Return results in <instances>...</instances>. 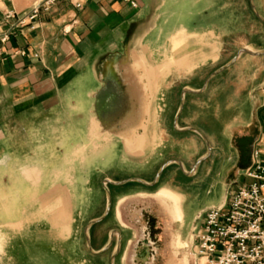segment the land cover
Listing matches in <instances>:
<instances>
[{
  "label": "crops",
  "instance_id": "obj_1",
  "mask_svg": "<svg viewBox=\"0 0 264 264\" xmlns=\"http://www.w3.org/2000/svg\"><path fill=\"white\" fill-rule=\"evenodd\" d=\"M35 1L0 0V32L7 28L1 24L6 11L23 14ZM129 1L135 7L123 0H60L36 19L34 29L25 26L0 43V251L2 238L11 233L15 252L7 264H110L120 233L112 230L107 244L94 248L90 230L97 224L87 231L86 226L105 211L103 181L132 178L148 185H106L108 214L129 217L123 206L138 199L134 196L158 203L157 194L172 192L182 215L170 233L177 238L176 259L199 264L192 222L208 207L224 204L230 191L194 213L184 231L190 186L237 188L248 183L246 170L256 162L264 166V56L240 55L208 83L206 99L197 98L202 93L184 96L177 127L197 129L211 147L210 156L194 168L206 155L205 144L194 133L175 132L172 124L181 90H199L211 72L199 88H180L176 99L171 87L174 76L204 72L216 60L214 42H209V10L216 8L215 1ZM243 56L257 66H243L252 61L242 62ZM230 70L225 81L212 82ZM174 105L175 140L163 127ZM188 135L193 139L188 141ZM168 148L181 153L176 161L189 175L175 164L176 171L189 180L164 186V169L151 185L159 168L173 161L161 162ZM109 169L129 175H105ZM128 184L136 186L123 188ZM72 203L76 210H66L65 204ZM144 208L150 218L164 219L156 204ZM67 220H73L72 233L79 234L75 243L59 241L70 234ZM113 231L118 232L114 249L110 252L111 243L100 253ZM131 249V242L121 250L119 244L112 264H130Z\"/></svg>",
  "mask_w": 264,
  "mask_h": 264
},
{
  "label": "rangeland",
  "instance_id": "obj_2",
  "mask_svg": "<svg viewBox=\"0 0 264 264\" xmlns=\"http://www.w3.org/2000/svg\"><path fill=\"white\" fill-rule=\"evenodd\" d=\"M215 1V9L209 10V42H214L215 52L217 54V58L215 61L209 63V68H207L204 72L200 71L194 75H176L174 78L175 82L172 84V93L173 96H178L179 90L182 87L197 89L201 86L203 79L205 76L212 72L213 70L219 68L224 63H226L235 52L241 48L246 47L252 51H260L264 48V26L258 23L250 9L248 7L246 0H214ZM255 3V7L259 11V13L264 17V0H253ZM242 62L244 60H252L249 57L243 56L241 57ZM243 66H247L248 68H255L254 60L251 63L245 64ZM238 64L234 66L237 68ZM232 70V69H231ZM228 71L219 77H216L212 82L221 83L225 81V76L229 72ZM264 74V68H263ZM172 79V78H171ZM174 81V80H172ZM211 82V83H212ZM213 84V83H212ZM195 98V97H193ZM199 99H206L207 93L206 90L204 93L197 97ZM223 99V98H222ZM225 99V98H224ZM175 104V103H174ZM176 110V106L174 105L171 108L170 118L166 123L163 124L165 132L171 136L174 140L178 138V134L172 130L171 127V119ZM180 127V126H179ZM187 140L193 139L192 135L186 136ZM109 142V141H108ZM113 144V145H112ZM111 146H115V142H112ZM109 146V144L107 145ZM119 146V145H118ZM204 151V150H203ZM181 153L175 149H167L165 156L161 158V162H167L170 160H177L180 157ZM120 165V164H119ZM121 172H125L126 168L120 169ZM114 170V167H113ZM113 170H106L105 175H115L116 172ZM175 173L173 174V172ZM118 174V175H117ZM115 175L116 178H124L128 174L117 173ZM163 176V185L172 187L173 183H187L189 180L188 176H184L176 171L175 164H169L162 173ZM135 184H128L125 187H135ZM142 190L143 188H138ZM235 188L224 186H216L210 188L209 185L201 186V185H191L190 186V194L187 196L189 199L184 203L185 210V225L184 231H186L190 225V220L194 213L197 211H201L206 209L209 206L211 199L217 197L216 202L220 201V195L224 190L227 192L234 190ZM194 196V198H192ZM118 197H121L118 195ZM133 198H138L132 203H126L123 206V209L129 211V217L126 218H115L113 215L108 214V216L99 224L95 225L90 230L91 240L93 242L94 248L104 247L107 244L108 236L112 230H117L120 233V250L122 246L125 248L127 243H132V249L130 251V264H166L169 252V245L171 241L170 233L175 231L176 224L167 225L165 219L163 218H150L149 213L145 212L144 206L147 204H156L158 207L160 205L153 201L152 198L144 197V196H134ZM104 204V197L103 202ZM77 204H65V209L74 211L76 210ZM209 208V207H208ZM148 211V210H147ZM148 215V217H147ZM70 224V234L68 238L59 237V241H65L69 243H75L77 241V236L79 234H73L72 230V221L67 220ZM68 227V226H67ZM5 229V228H3ZM10 233V232H9ZM76 235V236H75ZM5 240L2 238V242L5 241V246L2 251H0V263L7 264L9 257L11 255L14 256V250L10 246L13 244V237L10 233L5 235ZM36 238V237H35ZM34 239V242L39 241L37 238ZM52 237H49L47 241H51ZM32 238L30 242H32ZM78 242L82 243V240H78ZM116 244V236L113 238L110 252L114 249ZM11 249H10V247ZM9 250H8V249ZM194 248V245H193ZM109 250L107 253H109ZM175 256L177 255V250L174 248ZM120 252V251H119ZM179 253V252H178ZM13 264V263H12ZM185 264H194V262H185Z\"/></svg>",
  "mask_w": 264,
  "mask_h": 264
},
{
  "label": "built area",
  "instance_id": "obj_3",
  "mask_svg": "<svg viewBox=\"0 0 264 264\" xmlns=\"http://www.w3.org/2000/svg\"><path fill=\"white\" fill-rule=\"evenodd\" d=\"M60 0H36L23 14L8 10L1 24L0 43H6L23 27L34 29L41 14ZM135 7L133 2L123 0ZM76 8L80 5L75 3ZM248 183L228 193L224 204L203 211L194 229V250L199 264H264V166L256 162L244 174Z\"/></svg>",
  "mask_w": 264,
  "mask_h": 264
},
{
  "label": "water",
  "instance_id": "obj_4",
  "mask_svg": "<svg viewBox=\"0 0 264 264\" xmlns=\"http://www.w3.org/2000/svg\"><path fill=\"white\" fill-rule=\"evenodd\" d=\"M248 2V5H249V9L251 11V13L253 14V16L255 17V19L260 22L262 25H264V18L258 13V11L256 10L255 8V5L253 3V0H247ZM249 55V56H253V57H260V56H264V48L261 49L260 51H256V52H253V51H250L246 48H241L239 49L236 54L226 63L224 64L223 66L219 67L218 69L214 70L213 72H211L207 77L206 79L204 80L203 84H202V87L199 89V90H196V91H193V90H189V89H182L181 90V93H180V102H179V106H178V110L174 116V119H173V129L175 132H179V133H184V132H190V133H194L196 134L197 136H199L202 141L204 142L205 144V147H206V155L200 159H198L195 164H194V168L197 167L201 162H203L205 159H207L210 154H211V147L209 145V142L208 140L205 138V136L200 132L198 131L197 129L195 128H184V129H179L177 127V121H178V118H179V115L182 111V108H183V99H184V96L187 95V94H195V95H198V94H201L204 92L206 86L208 85V83L215 77L217 76L218 74H220L221 72L225 71L226 69L230 68L237 60V58L240 56V55ZM170 163H174L176 164L181 172L184 174V175H189V172H184L182 167H181V164L180 162L176 161V160H173V161H170V162H167L165 164H163L159 170L157 171L156 175H155V178L152 182L151 185L155 184L159 178V176L161 175L162 171L165 169V167L170 164ZM127 182H136V183H139V184H142V185H148L146 183H144L143 181L139 180V179H127L125 181H122V182H117V183H113V182H110L108 180H104L103 181V187H104V191H105V196H106V206H105V211L102 215L101 218L97 219V220H94V221H91L87 224L86 226V231L93 225L95 224H98L100 222H102L108 215L109 213V210H110V207H111V195L109 193V191L107 190L106 188V185H122V184H125ZM117 235L118 232L117 231H113L111 236H110V240H109V244L100 252H105L109 246L111 245L112 243V239H113V236L114 235ZM85 239H86V245H87V248H88V251L90 253H93L91 248H90V244H89V238L87 236V233L85 234ZM119 244H120V241L118 239V242H117V248H116V251L115 253L112 255L111 257V260H110V264L113 263V259L114 257L116 256L117 252H118V249H119Z\"/></svg>",
  "mask_w": 264,
  "mask_h": 264
},
{
  "label": "flooded vegetation",
  "instance_id": "obj_5",
  "mask_svg": "<svg viewBox=\"0 0 264 264\" xmlns=\"http://www.w3.org/2000/svg\"><path fill=\"white\" fill-rule=\"evenodd\" d=\"M155 200L159 203L161 210L163 207H166V210H162V213L164 215V219L167 225H170L172 223H175L177 221H181V209L179 204V198L174 195L170 191H161L159 194H157L155 197ZM203 215V211L199 213L193 220L192 225L190 227V233L193 239V245H194V229L198 226L199 221ZM177 244V238L176 240L174 238L171 239L170 245H169V252H168V258L166 264H185L184 260H177L175 256L174 247Z\"/></svg>",
  "mask_w": 264,
  "mask_h": 264
},
{
  "label": "bare ground",
  "instance_id": "obj_6",
  "mask_svg": "<svg viewBox=\"0 0 264 264\" xmlns=\"http://www.w3.org/2000/svg\"><path fill=\"white\" fill-rule=\"evenodd\" d=\"M162 210H163V211L166 210V207H163Z\"/></svg>",
  "mask_w": 264,
  "mask_h": 264
}]
</instances>
